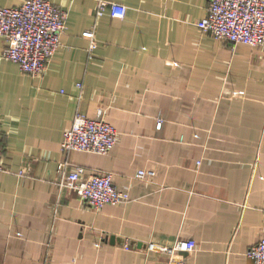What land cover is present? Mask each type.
I'll list each match as a JSON object with an SVG mask.
<instances>
[{"label":"crops","instance_id":"0c3cea01","mask_svg":"<svg viewBox=\"0 0 264 264\" xmlns=\"http://www.w3.org/2000/svg\"><path fill=\"white\" fill-rule=\"evenodd\" d=\"M111 1L123 18L96 17V0H51L66 26L41 74L4 58L0 36V264H167L149 245L178 238L196 242L175 254L188 264H252L245 252L264 235V45L202 31L209 0ZM99 109L114 147L63 155L73 118ZM64 158L82 177L111 172L130 199L91 208L59 188Z\"/></svg>","mask_w":264,"mask_h":264},{"label":"built area","instance_id":"2783aa9c","mask_svg":"<svg viewBox=\"0 0 264 264\" xmlns=\"http://www.w3.org/2000/svg\"><path fill=\"white\" fill-rule=\"evenodd\" d=\"M108 11L112 17L123 18L127 6L111 0H96L95 16ZM67 12L51 0H23L15 6H0V36L5 40L2 55L18 64L20 69L32 75L41 74L61 44L60 36L66 26ZM197 26L215 38L231 44L264 45V0H209L205 16ZM88 39L87 50L97 47L94 28L84 30ZM79 85V84H78ZM161 120L157 121L160 126ZM118 131L103 117L99 109L95 117L77 114L63 132L60 150L63 155L71 151L108 153L116 144ZM66 158L58 162L59 188L74 190L86 204L98 210L105 204H120L130 199L129 192L120 190L111 172H101L82 177L83 168L68 170ZM7 168L0 160V172ZM24 171L19 170L22 175ZM153 170L140 169L136 176L151 177ZM196 242L192 239H176L172 244L151 243L169 253L167 264H188L184 257L176 258V252H191ZM246 256L252 264H264V235L249 246Z\"/></svg>","mask_w":264,"mask_h":264}]
</instances>
